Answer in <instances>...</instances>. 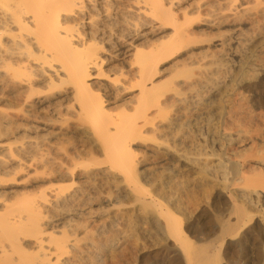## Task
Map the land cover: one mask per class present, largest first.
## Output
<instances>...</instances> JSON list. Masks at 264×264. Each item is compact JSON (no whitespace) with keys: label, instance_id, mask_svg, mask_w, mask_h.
Instances as JSON below:
<instances>
[{"label":"bare ground","instance_id":"bare-ground-1","mask_svg":"<svg viewBox=\"0 0 264 264\" xmlns=\"http://www.w3.org/2000/svg\"><path fill=\"white\" fill-rule=\"evenodd\" d=\"M262 2L0 0V100L6 101V107H0V134L20 140L17 159L0 157V187L21 172L30 177L31 170L35 179L40 174L51 183L46 189L21 197L16 207L5 200L0 202L4 205L0 208V236L8 239L14 249L32 236L38 250L33 264L100 263L103 225L90 223L94 214L91 193L85 185L72 189L59 185L74 180L75 166L80 165V159L79 163L75 160L77 150L61 148L60 138L68 135L62 128L69 125L73 131L92 135L94 139L88 140L91 138L94 146L102 149L110 172L122 174L128 182L137 176L132 146L137 139L148 136L175 151L186 165L195 167L204 183L210 184L207 188L214 192L209 209H203L197 217L196 242L190 239V232L174 210L173 189L166 195V207L147 200L148 209L151 206L158 213L156 223L164 229L163 238L171 252L167 264H264V100L246 99L242 93L229 96L228 92L216 116L218 125L212 127L210 117L203 124L200 121L205 120L201 110L207 107L202 99L211 90L215 74L210 78L208 74L204 82H174L171 79L178 73L164 77L159 75L162 69L158 70L164 60L192 50L202 41L200 37L206 31L199 25L219 27L233 21L238 23L237 32L252 6ZM234 37L239 36L236 33ZM224 43L220 39L212 44L223 47ZM194 54H186L190 63H194ZM39 123L43 127L56 124L58 128L29 135L30 131L38 132ZM18 132H23L20 137ZM211 135L221 136L219 146L227 152L215 165L206 159L199 161L200 155L207 156L204 145L209 147ZM27 154L31 155L29 162L24 158ZM91 173L80 174L81 179L89 180ZM143 196H138L139 201L146 200ZM221 196L226 198L222 199L224 203L219 200ZM62 211L78 221L71 222L59 235L48 233L45 237L48 226ZM158 215L163 216L162 221ZM89 223L95 230L86 237H77ZM5 254L1 249L0 259ZM126 261L128 264L130 260Z\"/></svg>","mask_w":264,"mask_h":264},{"label":"rangeland","instance_id":"rangeland-1","mask_svg":"<svg viewBox=\"0 0 264 264\" xmlns=\"http://www.w3.org/2000/svg\"><path fill=\"white\" fill-rule=\"evenodd\" d=\"M261 4L257 5L256 7L252 6L253 11L252 10H249V12L247 11L248 12L247 17L245 15L246 18L244 17V21L242 20V23L240 22L241 26L240 25L239 26L241 28L240 30L238 29L239 31L237 30V32H236V29H237L236 25L238 23L237 22L233 23V21L232 23L229 22L224 25H220L219 27L218 26L209 27L210 29L204 27L203 25L202 26L199 25V29L201 28L202 30L203 28H205L206 33L204 31L205 34L200 37V40L202 41H200L198 44H195V47L193 46L194 48H192V50L190 48L191 51L188 49L189 52L194 51V53L195 52L197 53V54H194L196 55L194 57L197 58L201 56V58H197V59L192 57V62H193V59H195L194 63H190L188 57L186 58V56H188L186 54L189 53L186 49L182 53L179 54L180 56L177 55L178 57L177 56L171 57L169 59L164 60L163 62L159 64L158 70L162 69V72L160 71L159 75L162 74V76L168 77V75L178 73L171 79L174 82L175 81L176 82H180V81L181 82H194L195 80H196L195 82L197 81L204 82L206 78L208 77L210 78L211 75L214 76L213 74H215L214 77H211V80H212L211 82H213V85L210 87L211 90L208 91L203 96V99H202L204 102V105H206L207 107L204 106L203 110H201V112L203 113L201 117H203L202 119L205 118V120H201L200 123L202 121L206 122L207 121L206 118L208 119L210 117L212 120L210 119L209 122L210 124H213L212 127H215L218 125L217 117L221 111L220 104L223 102L224 100L223 98L228 96V92L230 93L229 96L233 94H239V95L243 94V96L246 99L248 98L250 100H255V99L264 100V17H262L264 15L261 14L262 12H264V11H261V10H264V2H262ZM260 6H261V9L258 8ZM232 9H234V7H232ZM258 11H260L261 13H259ZM230 12L232 13L233 11L231 10ZM256 12H258L259 14L257 13V15H255ZM249 16L251 17L248 18ZM206 29L207 30L209 29V30L207 31ZM234 29H235V32H233ZM207 32L208 34H210L211 37L207 35ZM236 33H237V36L239 37H234L236 36ZM209 38L211 40L206 41V39H209ZM220 39L225 42L224 46L215 47L214 45ZM214 42L215 44H212ZM237 42H239L240 44ZM210 47L211 49H209ZM221 48H224V50L223 49L221 50ZM215 49H218V50H215ZM202 55H205V56H202ZM180 57H182L183 61L180 59ZM187 59L188 61H186ZM198 59H201V60L198 61ZM174 60H176L177 62ZM177 63L179 67H177ZM179 63L181 64L179 65ZM169 70H171V72ZM163 71L164 73L167 71L169 72V74L167 72L164 74ZM201 76H203L204 79L201 78ZM199 78L201 79V81ZM0 102H1L0 107L2 106L5 108L6 101H3L1 99ZM3 103L5 105H3ZM205 111H208V112H205ZM211 113L214 114L213 116L214 118L216 116L217 117L213 119L211 116L212 115ZM56 124L46 125L45 127H43V125H40L39 123L41 127L37 130L38 132L30 131L32 133L29 132L30 134L29 133L28 134L31 136L32 135L35 136L38 133V135H40L42 133L44 134V132L46 133V131H49L50 129L53 130L54 132V129L56 130V128L59 127V123L56 122ZM55 125L58 127H56ZM51 127H53L54 129ZM69 128H71L70 131H68ZM40 129L42 131H40ZM73 130L74 129L72 127H69V125L63 126L62 131L67 132L69 136L68 135L64 137L61 136L63 138H60V139L61 140L68 139L69 141L64 140L65 142L66 141L67 142L63 143V140L62 141L60 140L62 142L61 148L66 151L69 150V152H74L75 150H77L78 153L81 152V154L79 153L80 155L77 153L78 157L75 156V160L76 161L78 160L77 162L79 163V159H80V165L82 163L84 166L83 165L80 166L79 164L75 166V174H76L75 177L77 179L74 177V180H71V181L66 180L65 182H59L62 184H59L58 182L56 183H58L59 185H61L63 188H66V189H72V188L85 185L86 187L85 186L84 187L91 193V198H93L91 199V202H93L91 203V208L94 214H93V217L90 223L94 222L91 224L92 226L93 225H99V226L103 225L101 227V229L103 228L101 230L102 237L100 238L102 240V248H101L102 254H101V261L99 264H126L127 263L126 260H130L128 264L129 263L130 264H167L166 261L171 255V252L168 247V244L165 242V238H163L164 229L160 228V225L157 224L155 221L158 213L156 212V209H154L151 206L149 207L150 209L149 211L148 201L151 202L155 200L157 202H161L159 204L166 207L168 206L166 198L169 194L172 193V189H173L172 195L175 198L174 204L176 203L175 205H173V207H175L174 210H176V213L181 216L183 225L188 229L187 233L190 232L188 234L190 239L193 241L197 237V233L195 229L197 227L196 225L197 217L201 214L203 209H209L208 205L211 201L214 191H211L209 190L210 188H207V187H211V186H208L210 184H206L207 183L206 181L204 183L202 178L197 174V172H195L196 169L194 166L186 165L185 160H183L182 157H179V155L176 154L175 151H173L170 148H166L164 144L158 145L155 141H152L148 136H146L143 139H137L135 141V144H133L132 146V149H134V152H135L134 160H135V163H137V165L135 166L137 176H136L135 181L130 180L128 182V180L124 179L122 174L117 173V172H110L109 170L110 165L108 161L105 159V157L102 155V149L96 144L94 146L93 143L95 142L92 140L94 139L92 135L86 132L79 133ZM213 131H215V129ZM22 133L23 132H18L17 135L20 137ZM17 135H15L14 137H18ZM211 136H214V137H211ZM211 136H208V141H207L209 142V145L207 143V146L209 147H206L204 145L205 147L204 149H206L205 152L207 153L206 154L207 156H205L204 154L200 155L199 161L202 163L203 161L207 160L209 164L215 165L216 163H218V159L220 158L224 159L226 157L227 152L223 150L224 148L222 147L220 148L219 146L220 145L219 139L221 136L219 135H216V136L211 135ZM89 137H91L92 139L90 138L88 140ZM82 138L84 139V141ZM17 139L18 138L15 139L13 137L6 138L4 134L3 135L0 134V157H5L7 155V158L17 159L16 151H18L19 149L18 146L20 145V142H19L20 140H17ZM211 139H213V141H211ZM214 139L215 141L217 140V142H215ZM81 140L82 142L88 141V143L90 142V144H88L87 142H85L86 145L84 143L82 144ZM211 142H213V145ZM210 143H211V146L213 147L210 146ZM83 145H84V148H83ZM76 146L79 147L80 149L76 148ZM96 146L98 147V149ZM166 149H169V150H166ZM90 151L93 153L89 154ZM209 153L211 154L209 155ZM29 156L31 155L27 154L24 157L25 160L28 159L27 160L28 162L30 158ZM31 168L33 169L34 167H31ZM171 168H172V171H171ZM32 171L33 170L29 172L31 173L29 175H31L30 177L33 179L26 176L27 172L24 171V172L17 174L14 177V179L9 180L8 182L4 183V185H1L0 192L1 191L5 192L4 193L5 195L2 192H1L2 194L0 193V196H2L0 198V202L5 200V201H8L6 203L10 204L11 207L12 206L16 207L18 205L17 203L19 202L21 197H23L24 195L35 194V192L37 193V190H40L43 188L46 189V187H48V185L51 184V183H47L46 178L44 177L45 178L44 179L40 174H37L38 176L35 179V177L33 176L34 171L33 172ZM91 171H92L91 173L92 178H90L89 180L84 179V178L81 179L82 175L80 174L86 173V172L90 174ZM34 179L36 181H34ZM206 179L209 180V176H207ZM87 181H90V183ZM134 183H136L137 186ZM137 183H139L140 186ZM166 187L168 188L166 189ZM134 189L136 190L138 195L136 194ZM93 194H95L94 197H92ZM140 194L141 196L145 195L143 196L146 198L144 202L141 200L139 201L138 196H140ZM224 198H225L224 196H221L219 200L224 203V201H222V199L226 200V198L225 199ZM141 202H143V204ZM1 205L2 203H0V208L4 206L2 205L1 207ZM62 212L59 213L60 215L58 214L59 217L55 218L54 220L55 222L53 221V223H51L48 226L46 230L47 234H45V237L48 235V233L59 235L61 231L69 228V225L71 222L73 223L74 221L76 222L77 220L76 217L69 216L71 214L69 213L67 214L66 211H62ZM154 214L156 215L154 216ZM158 217L162 221L163 216L158 215ZM90 223H89L87 230L78 231L79 234H77V237L79 238L86 237L88 235V232L91 233L93 231L92 229L95 230V228H90L92 227ZM154 224H155V227L157 226V228L161 230L155 228ZM186 224H188L189 226ZM84 231L85 233H82ZM190 234L192 235L190 236ZM193 234H196V235H193ZM7 241L10 242L8 239H5L0 236V250L4 249L6 252L5 257L3 259H0V264H5V263L6 264H33L38 250H36L37 246L32 236L26 237V239L22 243L23 245L21 246L23 248L16 247L14 249L15 246L14 245L12 246ZM103 241H105V244L103 243ZM194 241L196 242V240ZM125 250L126 252H124ZM122 254L123 256L120 257ZM124 254H125V257H124ZM127 254L129 257L126 256ZM122 258L123 259L125 258V259L123 260ZM9 261L11 262L9 263Z\"/></svg>","mask_w":264,"mask_h":264}]
</instances>
